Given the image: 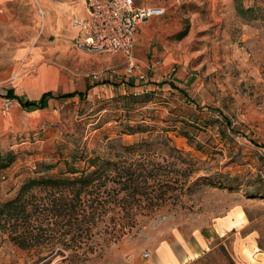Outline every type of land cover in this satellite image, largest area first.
I'll return each instance as SVG.
<instances>
[{"label": "rangeland", "instance_id": "1", "mask_svg": "<svg viewBox=\"0 0 264 264\" xmlns=\"http://www.w3.org/2000/svg\"><path fill=\"white\" fill-rule=\"evenodd\" d=\"M134 1L166 8L149 19V29L137 31L145 61L141 71L148 72L150 60L162 61L147 82L120 73L124 56L121 64L95 69L72 62L70 19L76 8L83 13L80 0L8 4L18 28L0 29V87L26 72V60L16 56L20 47L37 51L41 62L57 64L73 81L85 72L102 86L83 98L50 100L42 118L0 134V150L15 154L0 172V203L37 175L38 163H53L76 145L85 147L88 157L95 151L125 161L146 184L128 210L112 199L90 231L74 228L62 235L72 245L62 253L19 248L0 220V264H136L160 242L212 235V221L240 207L251 221L229 227L199 264H234L232 258L264 264V255L258 259L264 247V0ZM61 4L69 17L56 29L55 6ZM238 5L250 10L241 15ZM56 23L61 24L59 16ZM64 42L70 47L66 57ZM95 72L104 76L95 79ZM133 80L138 84L130 85ZM183 127L189 138L180 134ZM124 146L133 152L125 153ZM76 162L87 165L83 157ZM120 223L132 226L119 235ZM62 247L58 243L56 249Z\"/></svg>", "mask_w": 264, "mask_h": 264}, {"label": "trees", "instance_id": "2", "mask_svg": "<svg viewBox=\"0 0 264 264\" xmlns=\"http://www.w3.org/2000/svg\"><path fill=\"white\" fill-rule=\"evenodd\" d=\"M237 7L241 15L250 10L239 5ZM76 94L66 92L57 94L56 97L71 98ZM0 95L19 100L13 88L0 89ZM54 96L53 92L48 91L38 100L25 101L22 106L45 107L48 99ZM79 96L81 98L80 93ZM224 121L229 127L230 122L226 117ZM128 127L133 129L132 126ZM179 130L182 136L190 137L189 131L184 127ZM221 132L224 133L222 129ZM123 149L125 153L133 152L129 151L128 146ZM88 153L95 156L88 157L86 148L76 145L68 149L66 156L60 155L53 163H38L35 171L37 175L23 181L13 198L0 203V220L3 222L1 228L8 232L10 240L19 248L44 247L51 252L62 253L61 251L72 246L70 238L65 241L62 235L74 228H79L84 233L90 231L96 225V218L110 207L112 199L117 198L120 209L128 210L127 207L132 205L131 201L142 195V186L146 184V180L136 174L138 169H132L125 161L120 164L104 158L95 151ZM80 157L87 160L86 166L77 165L76 161ZM14 159L12 151L0 150V172L8 168ZM32 217L40 221L32 224L28 221ZM131 226L130 223H120L116 232L120 235ZM58 243H63L64 247L56 249Z\"/></svg>", "mask_w": 264, "mask_h": 264}, {"label": "crops", "instance_id": "3", "mask_svg": "<svg viewBox=\"0 0 264 264\" xmlns=\"http://www.w3.org/2000/svg\"><path fill=\"white\" fill-rule=\"evenodd\" d=\"M12 1L13 0H0V29L18 28V26L15 25V22L11 19L12 16L7 8L8 4ZM80 3L83 8V13H79V10H77V8L75 7L76 10H73V15L84 14L83 1L80 0ZM134 4L137 6L151 5L145 3L136 4L135 1ZM68 11L69 9H67V7H65L63 4L55 6L54 21L56 29H61V27L65 24V21L69 17ZM58 16L61 19V24L59 26L56 23V19ZM152 18L155 17L148 18L140 23L137 31L138 29H140V31L142 29H149V19ZM153 28L154 27H152V29ZM69 29L73 40L77 33V28L71 25V28ZM137 31L134 35L136 44L134 42L133 54L135 59L140 63V66H142L145 65V61L138 45L139 34L137 33ZM61 48L64 49L66 57L67 52L70 51L68 43L64 42L61 45ZM30 50L31 49L29 48L26 49L24 47H20L16 51V56L18 57L19 61L24 62L26 60V72L20 75L16 82L10 83L4 87H0V89L13 88L14 93L19 96L18 100L7 99L0 95V134L7 132L8 130H12L13 128L16 129L20 127L21 124H24L26 122H34L37 119L42 118L50 100L66 99L56 97L57 94L76 92L77 94L71 98H80L79 93L81 95V98H83L85 96V91H95L98 87L102 86V84L98 83L101 80H95L96 82H93L90 78L85 77V74H87L85 72H83V76L80 77L79 81H73V79L70 78V76L60 68V66H58L57 64H48L46 62H41L40 54L37 51L30 52ZM70 56L73 63L82 65L83 68L91 67L93 69L112 66L114 64L122 62L123 58V55L119 53L90 54L79 51L77 49H74L73 53ZM124 72L125 71L123 69L120 70L121 74H123ZM3 75L4 73H0V77ZM149 78V80L154 79V77H150V75ZM104 82H106V80ZM174 82L177 81L174 80ZM129 84L137 85L138 83L136 82V80H133L130 81ZM48 91L53 92L55 96L48 99L47 106H22L25 101L38 100L43 93ZM7 101L10 102V106L5 107L4 103ZM250 221L251 218L247 216V213L243 208L240 207L239 209H230L225 214L215 218L212 221L211 225L214 228L213 231H211L212 235L206 236L202 233H198L197 235L195 234L188 239L185 237H180L171 242H160L157 246H155V248L148 251V254L146 256L142 254L139 255L136 259V264H199L200 259L203 255L223 242L216 241L218 238H223V236L227 233L228 230H230V228H235L239 225L245 224V222ZM213 242L215 243L214 245H212ZM210 246L211 248H209ZM258 254V259L262 258V255H264V247L262 248V252H259ZM232 260L234 264H239L238 262H235L233 258Z\"/></svg>", "mask_w": 264, "mask_h": 264}, {"label": "built area", "instance_id": "4", "mask_svg": "<svg viewBox=\"0 0 264 264\" xmlns=\"http://www.w3.org/2000/svg\"><path fill=\"white\" fill-rule=\"evenodd\" d=\"M83 15H73L71 25L77 28L73 46L79 51L90 54H122L126 59L125 75L147 82L161 64V59L150 60L148 72L140 69V63L133 54L134 35L140 23L151 17L165 14L162 5H135L134 0H82ZM40 14H44L39 9ZM93 78L104 76L95 72ZM10 104L5 102V106ZM148 253L145 252L144 256Z\"/></svg>", "mask_w": 264, "mask_h": 264}]
</instances>
